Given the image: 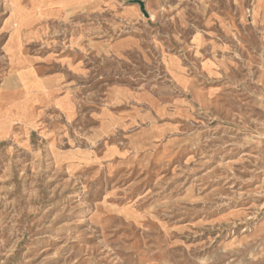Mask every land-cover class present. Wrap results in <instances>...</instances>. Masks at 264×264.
<instances>
[{"label": "rangeland", "instance_id": "1", "mask_svg": "<svg viewBox=\"0 0 264 264\" xmlns=\"http://www.w3.org/2000/svg\"><path fill=\"white\" fill-rule=\"evenodd\" d=\"M0 0V264H264V0Z\"/></svg>", "mask_w": 264, "mask_h": 264}, {"label": "water", "instance_id": "2", "mask_svg": "<svg viewBox=\"0 0 264 264\" xmlns=\"http://www.w3.org/2000/svg\"><path fill=\"white\" fill-rule=\"evenodd\" d=\"M133 2L139 5L140 11L144 14V16H148V13L145 10L144 3L142 0H133Z\"/></svg>", "mask_w": 264, "mask_h": 264}]
</instances>
